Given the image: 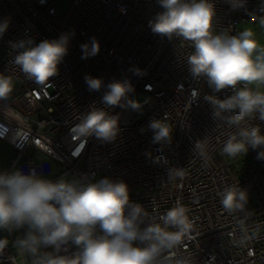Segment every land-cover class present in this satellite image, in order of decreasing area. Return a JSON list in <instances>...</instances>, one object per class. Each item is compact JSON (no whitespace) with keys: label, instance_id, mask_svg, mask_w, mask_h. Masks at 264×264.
Segmentation results:
<instances>
[{"label":"built area","instance_id":"obj_1","mask_svg":"<svg viewBox=\"0 0 264 264\" xmlns=\"http://www.w3.org/2000/svg\"><path fill=\"white\" fill-rule=\"evenodd\" d=\"M59 1L67 5L62 16L55 8ZM213 2L216 33L236 34L242 24L264 19V0H246V6L236 10L226 0ZM162 11L158 0H0V22L10 21L0 37V73L12 76L15 84L10 97L0 101V142L13 153L2 171L35 170L53 181L83 177L97 182L103 174L122 180L131 200L142 204L154 222L178 202L188 208L192 231L171 256L188 258L191 264H264V159L257 158L261 149L249 148L235 158L221 155L236 129L213 118L211 105L203 99L211 94L206 80H194L188 71L187 57L194 51L190 44L151 31L149 21ZM61 35L69 37L68 54L49 82L27 80L12 63L17 52L11 43L31 39L38 44ZM93 38L100 45L95 55L82 48H90ZM135 68L144 74L135 75ZM85 76L102 78L105 86L128 79L134 86L129 97L149 100L139 111L107 109L119 115L120 132L111 143L94 136L77 139L71 132L81 114L92 106L104 107L106 87L90 91ZM196 92L198 100L192 99ZM231 94L227 89L215 95L223 99ZM154 119L173 128L170 143L152 142L148 125ZM253 123L264 134V121ZM197 142L205 143L203 154ZM169 168H181L183 178H169ZM237 184L247 191L248 203L244 211L230 214L220 203V193ZM15 234L23 235V229ZM0 264L32 262L8 246Z\"/></svg>","mask_w":264,"mask_h":264},{"label":"clouds","instance_id":"obj_2","mask_svg":"<svg viewBox=\"0 0 264 264\" xmlns=\"http://www.w3.org/2000/svg\"><path fill=\"white\" fill-rule=\"evenodd\" d=\"M231 9L246 6V0H226ZM163 9L149 21L154 34L168 40L180 39L193 48L187 57V67L194 80L204 78L211 90L203 99L212 107L215 120L222 119L235 128L225 141L221 155L244 156L248 149H261L258 159H264V134L253 121H264V44L253 28L236 34L227 30L216 33L213 0H158ZM264 12V7H261ZM10 21L0 22V37ZM264 27V19L261 20ZM68 35L45 39L38 44L29 39L11 43L17 52L12 63L27 80L38 84L49 82L59 73V65L68 54ZM91 55L99 53V42L93 38ZM135 75L143 70L132 69ZM90 91L106 87L101 103L81 114L71 132L77 139L95 137L105 143L116 140L119 115L107 110L119 106L139 111L149 100L132 99L134 86L128 79L114 80L104 85L102 78L85 76ZM13 77L0 73V101L14 91ZM230 89L232 94L221 99L216 93ZM196 92L192 99H200ZM153 143L172 140L173 128L161 119L152 120ZM196 148L205 151V143ZM163 159L157 158V161ZM169 178H183L181 168H169ZM220 203L228 213L242 212L248 203V193L239 185L225 187ZM188 208L177 203L169 208L160 222L149 219L146 208L131 200L128 185L104 177L97 182L86 178L61 177L53 181L35 170L0 171V232L9 235L23 229V235L9 240L0 238V254L9 246L18 255L31 258L32 264H191L185 257L171 256L192 231ZM70 246L75 251L68 252Z\"/></svg>","mask_w":264,"mask_h":264},{"label":"rangeland","instance_id":"obj_3","mask_svg":"<svg viewBox=\"0 0 264 264\" xmlns=\"http://www.w3.org/2000/svg\"><path fill=\"white\" fill-rule=\"evenodd\" d=\"M57 13L62 16L64 12L67 9L66 2L59 1L55 5ZM253 28V30L256 32L257 39L261 41L262 44H264V27L261 26V20L255 23H244L240 26V31L244 28ZM11 155V148L7 144H1L0 143V171L6 170L8 165H9V158ZM106 177L104 174L101 175V179ZM1 236H8L9 240L11 241V235H9L6 232H0ZM14 234V239L17 236L15 233ZM10 249L14 254L17 253L16 249L12 246L11 243H9Z\"/></svg>","mask_w":264,"mask_h":264},{"label":"crops","instance_id":"obj_4","mask_svg":"<svg viewBox=\"0 0 264 264\" xmlns=\"http://www.w3.org/2000/svg\"><path fill=\"white\" fill-rule=\"evenodd\" d=\"M1 144H6V143H3V142H0ZM9 146V145H8ZM10 147V146H9ZM11 148V147H10ZM12 149H11V155H10V158L12 157ZM10 158H9V160H10ZM9 160H8V162H9ZM9 166V165H8ZM8 168V167H7Z\"/></svg>","mask_w":264,"mask_h":264}]
</instances>
